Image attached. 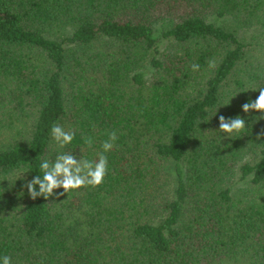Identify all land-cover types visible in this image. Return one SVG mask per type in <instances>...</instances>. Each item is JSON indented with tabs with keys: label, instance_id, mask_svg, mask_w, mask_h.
I'll use <instances>...</instances> for the list:
<instances>
[{
	"label": "trees",
	"instance_id": "obj_1",
	"mask_svg": "<svg viewBox=\"0 0 264 264\" xmlns=\"http://www.w3.org/2000/svg\"><path fill=\"white\" fill-rule=\"evenodd\" d=\"M261 87L264 0H0V258L264 264V119L241 108ZM54 123L75 131L62 149ZM113 131L98 187L33 200L15 181L95 161Z\"/></svg>",
	"mask_w": 264,
	"mask_h": 264
},
{
	"label": "clouds",
	"instance_id": "obj_2",
	"mask_svg": "<svg viewBox=\"0 0 264 264\" xmlns=\"http://www.w3.org/2000/svg\"><path fill=\"white\" fill-rule=\"evenodd\" d=\"M209 68H214L215 62L209 61ZM193 71L199 70L198 64H193ZM259 92L258 97L254 101L245 102L241 108L244 113H249L250 110L260 113L257 120L264 119V87L254 89ZM230 100L227 102L229 104ZM246 127V120L239 115L235 118H225L223 115L219 116V130L223 133H239ZM51 138L56 147L62 149L70 144L75 136L74 130H65L59 123H54L50 129ZM264 135V132L261 133ZM117 139L116 133L109 132L108 140L101 144L102 152L97 153L95 161L88 159H78L77 156L71 152H62L55 156L43 158L40 162L39 168L43 173L42 176L36 175L31 180H26L22 175L28 171L20 170L15 174V181L25 180L23 187L27 189L28 195L35 200L38 197H43L48 200L50 197L59 199L70 191L79 190L87 187H98L104 182L108 174V158L105 155L110 151L114 142ZM85 145L88 148L92 147L93 141L91 138H84ZM245 160L248 157L244 158ZM38 189V190H37ZM63 189L62 192L55 190ZM2 264H12L10 256L5 255L2 258Z\"/></svg>",
	"mask_w": 264,
	"mask_h": 264
},
{
	"label": "rangeland",
	"instance_id": "obj_3",
	"mask_svg": "<svg viewBox=\"0 0 264 264\" xmlns=\"http://www.w3.org/2000/svg\"><path fill=\"white\" fill-rule=\"evenodd\" d=\"M215 21H216V23H223L224 24V22H222V20L221 19H214ZM256 32L255 34H256V38H254L252 35H251V33L252 32ZM253 31H248L247 33H246V36H247V40L250 42L251 41V43L252 44H255L256 42L255 41H261V39H262V36L259 34V31H256V30H253ZM242 35V34H241ZM243 36V35H242ZM259 47L260 46H255L254 47V50H253V54L255 55V56H257V58H259V59H262V58H260L261 56H262V52H261V50L259 49Z\"/></svg>",
	"mask_w": 264,
	"mask_h": 264
}]
</instances>
